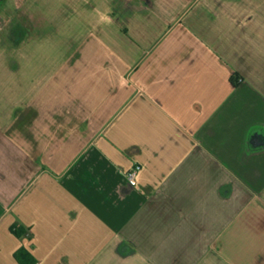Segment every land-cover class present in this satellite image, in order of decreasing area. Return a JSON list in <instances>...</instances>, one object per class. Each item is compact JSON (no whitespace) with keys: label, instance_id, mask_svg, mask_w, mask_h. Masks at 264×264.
I'll return each instance as SVG.
<instances>
[{"label":"crops","instance_id":"0c3cea01","mask_svg":"<svg viewBox=\"0 0 264 264\" xmlns=\"http://www.w3.org/2000/svg\"><path fill=\"white\" fill-rule=\"evenodd\" d=\"M24 7L23 46L0 20V264H264V0Z\"/></svg>","mask_w":264,"mask_h":264},{"label":"rangeland","instance_id":"374dc122","mask_svg":"<svg viewBox=\"0 0 264 264\" xmlns=\"http://www.w3.org/2000/svg\"><path fill=\"white\" fill-rule=\"evenodd\" d=\"M27 0H0L1 36L5 47H21L25 40L42 28L40 14L28 12L24 3Z\"/></svg>","mask_w":264,"mask_h":264},{"label":"built area","instance_id":"2783aa9c","mask_svg":"<svg viewBox=\"0 0 264 264\" xmlns=\"http://www.w3.org/2000/svg\"><path fill=\"white\" fill-rule=\"evenodd\" d=\"M139 171H140V166L135 165L133 168H131L126 172V180L131 188L137 186V176Z\"/></svg>","mask_w":264,"mask_h":264},{"label":"trees","instance_id":"16d2710c","mask_svg":"<svg viewBox=\"0 0 264 264\" xmlns=\"http://www.w3.org/2000/svg\"><path fill=\"white\" fill-rule=\"evenodd\" d=\"M22 263V262H21Z\"/></svg>","mask_w":264,"mask_h":264}]
</instances>
